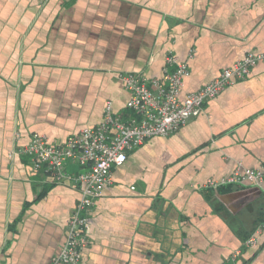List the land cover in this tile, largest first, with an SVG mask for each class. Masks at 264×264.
I'll return each mask as SVG.
<instances>
[{"label": "crops", "instance_id": "1", "mask_svg": "<svg viewBox=\"0 0 264 264\" xmlns=\"http://www.w3.org/2000/svg\"><path fill=\"white\" fill-rule=\"evenodd\" d=\"M262 52L264 0H0V264H50L81 198L72 181L9 157L32 135L61 145L100 125L108 105L132 117L120 76L161 80L168 57L189 70L182 101ZM263 164L259 63L112 170L80 264H264V182L204 188Z\"/></svg>", "mask_w": 264, "mask_h": 264}, {"label": "built area", "instance_id": "2", "mask_svg": "<svg viewBox=\"0 0 264 264\" xmlns=\"http://www.w3.org/2000/svg\"><path fill=\"white\" fill-rule=\"evenodd\" d=\"M259 63H264V52L249 53L222 71L214 81L181 101L183 80L189 76V70L185 64L168 57L161 80L147 81L134 74L120 76L129 95L126 107L132 117L113 116L108 105L100 125L84 129L63 144L51 145L43 137L32 135L27 145L9 155L27 157L34 171L50 177L53 183L72 181L81 187V198L68 222L66 240L50 264H80L82 251L89 244L90 212L104 188L111 184L112 170L122 166L129 153L149 139L177 132L198 117L208 101L237 81L245 80ZM70 163L77 165V174L67 172ZM263 182L264 164L258 170L237 171L228 179L209 180L204 188L216 190L244 183L258 186ZM254 242L252 236L244 245L248 247ZM234 261L232 259L229 264Z\"/></svg>", "mask_w": 264, "mask_h": 264}]
</instances>
